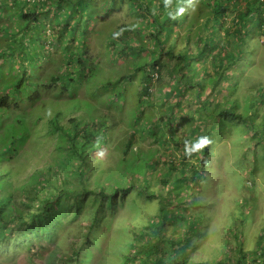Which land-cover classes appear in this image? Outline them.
Wrapping results in <instances>:
<instances>
[{
  "label": "rangeland",
  "instance_id": "374dc122",
  "mask_svg": "<svg viewBox=\"0 0 264 264\" xmlns=\"http://www.w3.org/2000/svg\"><path fill=\"white\" fill-rule=\"evenodd\" d=\"M77 1L73 0V3L77 4ZM236 1L233 3L235 9L240 13L244 12L245 0ZM8 5L0 1V49L5 47L8 40L5 35L2 36L1 31L11 29L13 36L18 37L16 31L22 27L17 15L14 14L15 18L12 19V8L15 7ZM204 8L202 4L199 5V0L183 4L181 9L184 11L178 10L177 13L179 22H182L177 31L167 36L162 34L166 44L164 49L168 46L175 48V57L178 50L182 52V65L185 64L186 69L175 67L179 75L194 74L191 85L186 88L182 86L184 81L178 83V73L175 79L170 77L177 59L169 58L166 54L159 57L160 47L151 37L152 32H156L155 26L149 25L151 18H142L143 13L138 11L137 6H132L129 0L81 1L75 6L61 8L60 14L57 11L46 12L45 16H41L40 27H34L32 23L26 25L37 32H30L34 36L31 42H17L15 54L24 53L26 57L33 58L31 64H25L30 82L28 90H37L34 84L37 80V86H41L43 92H40L39 99H33V102L21 109L12 108L11 118L5 123L11 129L0 127V147L8 139L11 140L12 136L16 141V152L8 160L0 161V175L5 177L7 172L13 176V202L18 200L30 205L22 208L24 213L33 212L37 202L28 198L32 193L23 192L21 185L28 182L31 187L38 183L39 188L46 193L54 190L55 175L66 173L56 169L61 164L64 165V158L69 156L61 147L66 145L65 137L48 127V123L58 112L63 113L64 119L66 115L72 118L83 114L86 117L92 115L93 122L84 121L86 128L90 124L92 126L96 119L104 128L107 127V141L91 156L87 185L93 187L99 184L109 192L112 191L109 185L111 183L117 186L132 185L134 189L124 197L116 195L110 204L106 201L91 232L89 229L100 204L99 197H59L49 204L46 216L25 226L22 235H16V231L14 242L0 248V264H123L125 257L138 253L136 248L130 249V246L146 241L147 237H143L140 229L148 227L149 216L156 215L157 211L158 199L147 200L148 194L138 191L141 190L140 183L142 185L146 180L144 173L149 172L150 175L147 180L148 189L160 195V183L169 173L166 168L168 163H159L155 168L154 161L179 164L187 162L179 143L190 137L205 136L211 137V153L206 159L199 186L188 183L187 177L182 176L178 169L171 173L170 192L173 195L167 199L171 206L169 212L178 213L181 217H197L200 223L195 230L194 241L182 257L185 264L202 261L214 264L223 257H230L231 263L235 264L236 248L240 245L246 253L244 264H252V251L257 247L260 231L264 227V26L261 33L251 32L248 38V45H254L255 51L252 54L243 53L241 59L234 61L237 65L231 67L232 73L222 74L220 71V74L215 72V76L210 66L214 62L211 55L193 57L200 53L197 52L196 40L194 38L188 43L185 41V28L201 19L198 16L203 13ZM235 9L231 5L224 14L223 28L231 26ZM155 17L160 22L166 19L164 13H156ZM203 23L204 21L200 23L202 32H197V26L196 34L214 40L212 45L219 39L216 50L231 42L222 33L223 29L217 34L219 24L213 25L216 31L212 34ZM250 23L252 24L251 21ZM62 25L67 28L63 39L58 41L52 31L58 30ZM119 27L129 30L123 38H127L130 46L135 47V43L138 47L146 48L143 54L138 57H118L112 52L110 44L114 42V32ZM189 33H192L191 28ZM156 34L158 35L157 32ZM38 37L47 41L41 50L38 48ZM191 37L192 34L189 38ZM28 44L31 45V50H28ZM12 46L5 47L4 52ZM36 53L40 54L39 60L35 59ZM23 57L20 54L11 64H0V69L4 72L3 75L0 74V78L5 77L6 82L15 83L22 69L14 64L22 62ZM144 57L147 62L159 59L161 82L157 83L155 74L148 94L141 95L142 73L136 72L134 68L146 63L141 60ZM12 70L14 73H11ZM123 75L132 78H126L116 87L108 85ZM52 77H57V80L52 81ZM196 82L201 84L200 88H196ZM257 83L259 87L256 86ZM198 92L201 95L197 96ZM4 94L7 92L1 95ZM29 95L28 92L22 100L28 99ZM139 98L141 103L138 102ZM226 100L229 102L227 106ZM209 101H215L216 106L230 107L229 110H234L237 105L236 111L253 115L252 121L254 120L258 129L252 131L243 122L229 117H219L216 122L203 124V114L197 120L192 111ZM249 106H254L255 110L249 112ZM139 112L142 113L141 118H137ZM160 117L164 118V124L159 127L162 136L159 142H155L154 137L147 136L142 130L153 133L147 126L157 122ZM189 124L192 130L187 128ZM23 129H26V136L20 140L22 133L19 131ZM131 133L134 138L130 149L125 152ZM202 133L206 135L201 136ZM171 140H176L177 144ZM162 143L166 146H162ZM204 145L205 143L197 146V151ZM127 159H136L131 169L137 168L141 174L139 176L135 172L132 176L127 175L131 176V181L126 178L125 173L132 171L123 166ZM128 164L130 163L126 162L124 165ZM48 165L53 166V170L31 177L35 171L45 169ZM65 178L64 187L70 190L74 186L79 187L78 180L72 175ZM139 178L141 180L137 183ZM45 180L49 182L45 183ZM184 225L180 219L165 221V235H180ZM8 232L9 230L5 231ZM232 247L235 250L233 252ZM167 249L166 244L164 250Z\"/></svg>",
  "mask_w": 264,
  "mask_h": 264
},
{
  "label": "trees",
  "instance_id": "16d2710c",
  "mask_svg": "<svg viewBox=\"0 0 264 264\" xmlns=\"http://www.w3.org/2000/svg\"><path fill=\"white\" fill-rule=\"evenodd\" d=\"M1 2H5L6 5L9 3V7H15L12 8L13 11L11 15L12 19L13 17L19 18L21 20L19 24L22 25V27H19L17 29V33L19 34L18 37L13 36V32L11 29H3L1 31L2 36L5 35L8 40L5 43V47L10 48V45L12 46L11 49H6L7 52H4V49H0V64L6 65L7 63L11 64V61L14 62V59L21 55H23L22 62L19 64H14V66L18 69H22V72L20 76L18 77V80L13 82H6V78H0V127L6 126L9 129L7 125H5L6 121L11 118L10 112L14 109H21L23 106H25L27 103L33 102V99L36 100L39 98L41 91V86H37V80L34 82L36 85L37 90L31 93V90H28L30 86L29 77L27 78L28 74H26V63H32L33 58L32 57H26L24 53H16L14 47L17 42H20L22 40L31 42L32 32L35 34L37 31L36 29L30 28L29 26H26L30 23L33 24L34 27H40V20L41 16H45L46 12H53L57 11L59 14V10L61 8L65 9L67 6H75L81 1L86 0H78L75 4L73 3V0H0ZM116 2V0H114ZM118 1V0H117ZM121 1V0H120ZM126 1V0H124ZM132 3V6H137L138 11L142 12V18H151V23L149 24L151 27H154V31L152 32L151 37L155 41L156 45L159 48V57L160 55L166 54L169 58H174V49L170 46L167 47V49H164V46L166 45L164 40L165 38L162 37V34L165 33L166 36L169 35V33L176 32L178 27L180 26L179 22L180 19L177 17V13L172 16V18H169L168 13L166 12V19L162 22L159 21L158 17H155L156 13H164L166 7H170L171 3L174 0H129ZM237 1L235 0V3ZM234 0H202L201 4L205 7L203 9V13L199 14L198 17H201V19L197 22H194V25L189 27L190 25L185 28L186 30V39L185 41L188 43L192 41L194 38L197 43V52L200 51L198 56L193 57H206L208 54L211 55L212 59L214 60L213 64H211V70L215 75L220 71H222V74L229 72L232 73L231 67H234V65H237L234 61L241 59L243 57V53L252 54L256 47L254 45L250 46L249 44V37L254 32L261 33L262 27L264 26V1L262 0H245V10L244 12L240 13L235 9V5L233 4ZM233 5V8L235 9V16L234 19L231 20V26L229 28H223V17L226 11L229 10V7ZM172 8V7H171ZM173 8H176L174 5ZM77 9H80L78 7ZM81 10V9H80ZM15 14V15H14ZM204 21L203 24L206 25L207 28H209L212 32V34H215V31L217 29L218 32L222 31V33L226 36L227 40L231 41L228 43L226 47H220L218 50H216V47L218 46V40L215 42L214 45H212V42L214 40H209L208 36L196 34L197 32H202V27L200 26V23ZM252 22V24L250 23ZM219 24L216 29L213 27V25ZM59 26V24H56ZM25 26V28H24ZM66 28L64 25L58 27V30L52 31L54 35H56V40L61 41L63 39V34L66 31ZM123 27H119L114 32V38L111 44L110 48L112 47L113 53L117 54L118 57H126L129 55H133L135 57L140 56L144 53L146 50L143 46H137L135 43V47L130 46L128 40L123 38V36H126L129 30H122ZM190 28L192 29V33H189ZM220 28V30H219ZM193 29H195V32L193 33ZM201 29V30H200ZM253 29L255 31H253ZM17 34V35H18ZM174 34V33H173ZM192 34L191 39L189 38ZM196 34V35H195ZM195 35V36H194ZM168 37H166L167 39ZM38 48L41 50L43 49V46L47 44V41L42 40V38L38 37ZM116 41V42H115ZM36 42V41H35ZM117 43V44H116ZM2 48V47H1ZM28 50H31V45L28 44ZM165 51V52H164ZM35 58L36 60H39L38 55ZM181 50L177 51V56L175 57L177 59L176 64L173 66L172 79L176 78L177 69L180 67V69H186V65L183 60V55H181ZM28 60V62L26 61ZM139 61L146 62L142 65H138L134 68V70L141 71V82H142V91L141 95L148 94L149 87L152 84L153 76L156 74V81L157 83L161 82V78L159 77V71L160 66L159 65V59L155 58L153 61H148L146 58H142ZM10 66V65H9ZM177 67V69L175 68ZM12 68V67H10ZM223 68V70H222ZM171 69V70H172ZM93 71V70H92ZM3 69H0V74L3 75ZM11 73H14L12 70ZM206 73V71L204 72ZM134 74V73H133ZM85 75V72H84ZM177 76H180L179 73ZM194 74H185L181 75L179 77V84L184 81L185 83L182 84L184 88L191 85V82L193 81ZM217 76V75H215ZM129 77V78H128ZM126 78L129 80L130 76L123 75L115 82L109 83L108 85L110 87H116L118 84L123 83ZM220 78V76H218ZM222 78V77H221ZM73 79H70L72 81ZM55 81V79H53ZM37 82V83H36ZM198 86L196 88H200L201 84L199 82H196ZM166 86V85H165ZM214 86V85H213ZM257 87H259V83L256 84ZM261 87V86H260ZM195 88V87H193ZM214 88V87H213ZM213 88L211 89V92L213 91ZM264 89V87L262 88ZM196 90V89H195ZM258 90V89H257ZM7 92L5 95H1L3 93ZM30 93L28 96V99L22 100L25 94ZM62 93V92H60ZM255 94V93H254ZM58 95V94H56ZM60 95V94H59ZM65 95V94H62ZM201 95V92H198L196 94ZM226 97V95H225ZM141 98H139L138 102L141 103ZM236 103V100L233 101ZM260 103V102H259ZM256 103L255 104H259ZM215 101H209L205 102L201 108L198 110H193L192 114L193 117H196L197 120H200V115L204 116L202 118L203 124L207 123L209 121H218L219 117H229L232 118L238 122H243L248 129L251 128L252 131L257 130L258 127L254 125V120L252 121L251 115H245L244 113L240 111H236L237 105L234 106V110H229L230 107H227V104H229L228 100H226V106H216ZM239 104V102H238ZM14 106V107H12ZM207 109H206V107ZM251 109H249V112L252 110H255L254 106H249ZM254 112V111H253ZM84 113V112H83ZM253 114V113H252ZM63 113L58 112L55 114V116L51 119V121L48 123V127L53 132H58L62 137H65V144L62 145V149L65 153H68L69 156L64 158V165L61 164L56 169H59V171L66 172L62 175H55V184L53 185L54 190L44 192L39 188V186L36 184L35 186L32 185L29 186L28 182H25L21 185V190L24 192H31L32 195L28 198L34 200L36 203V207L33 210V212L24 213L22 208L27 205L25 203L19 202L16 200V202H13V176H10L9 173H5V177L0 175V248L5 247L8 245L9 242H14L15 240V234L16 235H22L23 229L25 226H28L31 222H34L38 218H42L47 215L49 204L56 201L61 196H66L67 198L70 196H73L74 198L78 197H85V196H94L99 197L100 204L98 206V209L96 210V215L92 220V223L90 225V232L95 227V222L99 218V215L102 213V207L103 204L107 201L109 204L115 198L116 195L119 194L120 197H124L126 194H128L132 189V185L127 186H117L114 183L109 184L111 186V192L105 191L104 188L96 184L93 187H89L86 183V177L91 172L89 170V166L91 165V156L93 155V152L99 148V146H102L107 141L105 136L107 134V127L104 128V125L101 124L97 119L94 122V124L89 125V128H86L84 126V121L91 120L93 122V119L91 116L86 117V115H81L78 117H69L66 115V118L64 119L62 117ZM142 113L139 112L137 114V118H141ZM63 118V119H62ZM66 120V121H65ZM167 120H171V118H167ZM65 121V122H64ZM164 118L160 117L157 122L152 123L148 125V129H152L150 134V131L142 130L147 136L154 137L153 141L159 142L161 139L160 133H159V127L163 123ZM64 122V123H63ZM137 123V122H136ZM135 123V126L137 125ZM201 124V125H203ZM204 126V125H203ZM190 127V128H189ZM188 129L192 130V126L189 124ZM204 128V127H203ZM26 129L20 130L21 132V139L23 140L26 136L25 131ZM13 131V130H12ZM206 134L202 133L201 136H204ZM158 136V137H157ZM214 137V136H213ZM212 137V138H213ZM12 139L9 140L7 143L3 144L0 147V161L1 160H8L11 154H14L16 152V144L14 141L15 137L12 136ZM134 138V134L131 133L129 135V139L126 143V150L127 152L132 144V140ZM200 137L192 138L190 137L185 142H180L179 147H181L182 152H184V157L187 158L184 163H175V162H160V161H154L155 168L156 165L161 163L162 165L168 163V166L166 168L168 169L169 173L165 176V178L160 183L159 189L161 194L156 195L153 193V191H150L148 188V182L147 180L150 178L149 172H145L143 177H146L145 182H142V185L140 183L139 187L141 186V190H138L140 193H147L148 196L147 200H153L154 198L158 199L157 203V211L156 215L149 216V225L148 227H142L140 231L143 237H147L146 241L141 244H133L130 246V249H135L138 251V253L130 256L125 257L123 264H185V260L183 259L182 255L186 252V249L192 244L194 241V235L195 230L198 226H200V223L198 222L197 217H181L180 214L171 213L169 212L171 206L168 203V198L173 195L172 192H170V185L171 182V173L175 170H179L181 172L182 176L187 177V182L191 185H197L199 186L200 178H202L201 173L205 169V163L207 157L210 155V145H209V139L211 137H204L206 138L205 145L199 152L197 151V145L198 140ZM168 143L170 140L166 139ZM176 143V140H171ZM187 142V144H186ZM164 143V142H163ZM162 146H166L163 145ZM177 144V143H176ZM92 153V154H91ZM197 155V157H195ZM195 157V159L192 160V158ZM93 158V157H92ZM136 160V159H134ZM127 159L126 162H129L127 166H124L125 169H129L132 172L131 173H125L126 178L130 179V177L133 175V173H138L139 176L141 175L137 168L131 169V167L134 165L135 161ZM145 163H143L144 165ZM138 166V165H137ZM136 166V167H137ZM53 166L48 165L45 169H40L38 171H35V173L31 176L32 178L40 176L43 171L49 172L52 169ZM1 172V167H0ZM5 172V171H4ZM125 172V171H124ZM69 175H72L73 178L77 179L79 184V187L74 186L72 190L70 188H66L63 185H66L65 183V177H69ZM131 175V176H127ZM12 179V181L8 179ZM43 178V177H41ZM182 178V177H181ZM203 179V178H202ZM141 178L137 180L139 183ZM48 180H45V183H48ZM136 182V181H134ZM48 185V184H47ZM30 187V190H28ZM138 188V187H137ZM43 189V188H42ZM137 190V189H136ZM13 199V200H12ZM16 199V198H15ZM176 219H180L182 222L185 223V227L182 230V233L176 236L168 235V237L165 235V229L163 228L165 221H174ZM6 230H9L8 233H5ZM14 234V237H12ZM168 246L167 250H164V245ZM237 252V259L235 261V264H244L245 261V255L246 253L243 251L242 247L240 245L236 248ZM235 251L232 247L231 252ZM28 252L30 256H32V252L28 249ZM254 254V257L252 258V264H264V227L260 231V235L258 237L257 241V247L255 250L252 251ZM251 254V253H250ZM76 255L78 256L77 252ZM141 255V256H138ZM194 264H211L206 261L194 263ZM214 264H232L230 257H223L221 261H217ZM249 264V263H248Z\"/></svg>",
  "mask_w": 264,
  "mask_h": 264
},
{
  "label": "clouds",
  "instance_id": "9594fccd",
  "mask_svg": "<svg viewBox=\"0 0 264 264\" xmlns=\"http://www.w3.org/2000/svg\"><path fill=\"white\" fill-rule=\"evenodd\" d=\"M262 1H264V0H262ZM191 2V0H174L172 3H171V5H170V7L168 6V7H166V10H165V15H166V12H169L168 13V15H169V18H170V15H174L175 13H178L179 11L178 10H180V11H184V10H182L181 9V6L183 5V4H189ZM201 2H202V0H199V5H201ZM176 6V8H173V6ZM172 7V8H171ZM165 18H167V17H165ZM224 18V17H223ZM171 19V18H170ZM165 20V19H164ZM167 20V19H166ZM186 23H188V20L186 21ZM186 27V26H185ZM86 75V74H85ZM85 75H84V77H85ZM53 79H55V81L57 80V77H52L51 78V80L53 81ZM83 79V78H82ZM32 91V90H31ZM41 92H43V91H41ZM32 94H33V92H31ZM40 93V92H39ZM41 94V93H40ZM39 98H40V96H39ZM38 98V99H39ZM36 101V100H35ZM9 141V139L7 140V142ZM6 142V143H7ZM206 142V138H200V140H199V144L197 145V146H202L204 143ZM186 144H187V142H186Z\"/></svg>",
  "mask_w": 264,
  "mask_h": 264
}]
</instances>
